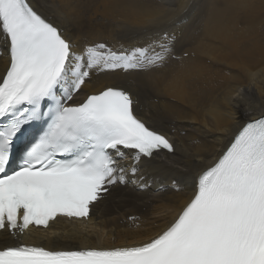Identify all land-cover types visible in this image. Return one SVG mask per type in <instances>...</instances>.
<instances>
[{
	"label": "snow or ice",
	"instance_id": "6c2138e0",
	"mask_svg": "<svg viewBox=\"0 0 264 264\" xmlns=\"http://www.w3.org/2000/svg\"><path fill=\"white\" fill-rule=\"evenodd\" d=\"M192 6L183 0L148 22H173ZM0 37L7 54L0 76V233L19 239L30 226L47 229L57 217L87 221L91 206L126 185L128 173L137 177L142 161L175 151L167 136L135 115L124 88L102 86L70 103L93 73L161 67L171 42L79 48L30 0H0ZM250 79L256 82V74ZM33 123L42 127L12 167L14 142ZM139 181L132 183L147 187ZM0 264H264V118L241 127L199 172L174 220L147 242L78 250L3 245Z\"/></svg>",
	"mask_w": 264,
	"mask_h": 264
},
{
	"label": "bare ground",
	"instance_id": "6f19581e",
	"mask_svg": "<svg viewBox=\"0 0 264 264\" xmlns=\"http://www.w3.org/2000/svg\"><path fill=\"white\" fill-rule=\"evenodd\" d=\"M30 2L79 48L87 42L131 50L175 37L161 67L93 73L70 101L81 102L102 86L124 88L132 95L135 115L166 135L175 151L142 161L137 177L128 173L126 185L113 187L96 203L90 223L58 220L30 239L52 250L147 242L174 220L194 192L199 172L214 163L244 123L264 114V0H192L193 6L173 22L160 24L148 18L177 8L183 0ZM6 63L0 37V76ZM251 74H256V82ZM123 163L127 167L131 161ZM134 179L147 187L141 189ZM128 216L133 217L130 222ZM11 239L0 233V246Z\"/></svg>",
	"mask_w": 264,
	"mask_h": 264
},
{
	"label": "rangeland",
	"instance_id": "374dc122",
	"mask_svg": "<svg viewBox=\"0 0 264 264\" xmlns=\"http://www.w3.org/2000/svg\"><path fill=\"white\" fill-rule=\"evenodd\" d=\"M182 56L184 57V58H186L187 57V53H184V54H182ZM175 57V55L173 56V58ZM162 134V133H161ZM130 222V221H129Z\"/></svg>",
	"mask_w": 264,
	"mask_h": 264
}]
</instances>
